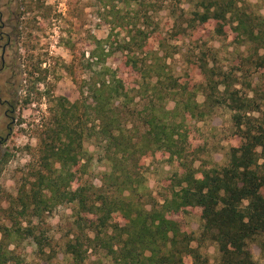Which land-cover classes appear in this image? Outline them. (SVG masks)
Instances as JSON below:
<instances>
[{"label": "trees", "instance_id": "16d2710c", "mask_svg": "<svg viewBox=\"0 0 264 264\" xmlns=\"http://www.w3.org/2000/svg\"><path fill=\"white\" fill-rule=\"evenodd\" d=\"M98 1L109 33L92 41L83 67L90 77L74 102L48 101L16 195L0 189V264H185L186 258L257 264L249 245L264 259V97L232 89L231 77L210 64V49L187 48L179 75L168 60L177 52L172 39L192 44L210 22L217 37L235 24L237 38L253 45L247 60L260 70L264 17H253L237 0H185L186 9H170L166 38L148 31L147 23L137 25L135 8L143 0ZM126 15L138 22L128 26ZM115 54L120 59L113 69L106 63ZM196 72L201 82L194 84ZM218 108L231 113L235 142L224 166L201 171L193 166L197 149L187 151V121H203ZM87 142L108 167L97 187L85 178L92 159ZM148 160L181 170L162 183L160 203L146 186ZM65 204L72 205L67 225L52 226V211ZM189 209H199L197 234L170 219ZM210 245L212 263L202 251Z\"/></svg>", "mask_w": 264, "mask_h": 264}, {"label": "rangeland", "instance_id": "374dc122", "mask_svg": "<svg viewBox=\"0 0 264 264\" xmlns=\"http://www.w3.org/2000/svg\"><path fill=\"white\" fill-rule=\"evenodd\" d=\"M237 1L238 6L253 17H264V0ZM143 3L145 6L135 8L140 15L139 22L136 18L130 20L127 17H135V10L126 12L124 22L128 26L132 22H138V26L147 23L145 27L148 31H155L154 34L160 33L166 38L170 9L173 7L179 12L187 8L185 0H143ZM143 15L148 18L147 22H144ZM104 16L105 11L98 0H0V33L4 35L0 47L10 39V46L5 53V67L0 72V100L14 107L12 116L15 121L9 140L0 147V189L6 197L16 195L26 166L31 161V154L37 145L36 130L48 117V101L64 97L74 102L79 98L82 82L90 77V72L83 67L94 47L92 41L94 38L104 39L109 33ZM234 26L226 25L224 35L217 37L213 34V22H210L193 35L192 44L187 41L176 43L172 39L171 45H176L177 52L168 60V64L174 74L179 75L185 68L182 54L187 48L190 50L200 46L204 51L210 49L215 57L209 54L210 64L231 77L232 89L248 97H264V66L259 70L247 60L249 53L253 54V45L242 43L241 38H237L239 36ZM169 50L172 51V48ZM119 59L120 56L115 54L106 65L114 69ZM198 76L196 72L194 84L201 82ZM202 100L203 97L198 94L197 101L201 103ZM261 103L260 115L264 116V99ZM172 106L173 103H169L168 108ZM8 108L6 104L0 105V134L3 137L7 133L5 126L10 121L4 116ZM187 124V151L196 152L197 149L196 156H193L194 168L203 171L224 166L227 163V150L235 142L228 109L218 108L205 120H189ZM84 147L92 154L85 178L97 187L102 173L108 167L104 162H99L95 154L93 156L94 148L90 143H85ZM149 163V160L145 161V165ZM175 173L180 174L181 170L156 161L149 165L146 186L157 202H162V195L166 194L162 183H166L168 177ZM261 194L264 197V190ZM198 210L189 209L188 213L176 214L170 219L178 221L184 231L197 234ZM71 213V204L56 207L52 211L50 224L55 227L57 224L67 225ZM249 246L253 260L257 264H264L257 245L252 243ZM202 251L210 263L214 262L216 253L213 245ZM184 262L191 264V259L186 258Z\"/></svg>", "mask_w": 264, "mask_h": 264}, {"label": "flooded vegetation", "instance_id": "af4514ba", "mask_svg": "<svg viewBox=\"0 0 264 264\" xmlns=\"http://www.w3.org/2000/svg\"><path fill=\"white\" fill-rule=\"evenodd\" d=\"M3 38H4L3 33H0V41H2ZM9 46H10V39H8V41L0 47V51H1V53H0V72L5 67V53H6V50L9 48ZM3 104H6L10 107L8 109H5V111H4V116L6 118H9L10 121L5 126V130L7 131V133L4 135V137L0 134V147L3 146L4 143L9 140V138L12 134V126L15 123L13 116H12V114L14 113V107L10 106V104H8L7 102H2L0 100V105H3Z\"/></svg>", "mask_w": 264, "mask_h": 264}]
</instances>
